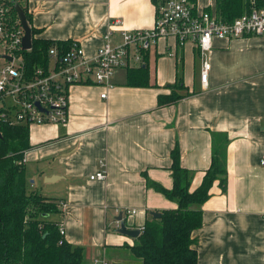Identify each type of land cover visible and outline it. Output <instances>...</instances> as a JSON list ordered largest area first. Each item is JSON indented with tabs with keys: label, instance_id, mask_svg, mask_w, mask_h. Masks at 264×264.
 I'll return each instance as SVG.
<instances>
[{
	"label": "crops",
	"instance_id": "1",
	"mask_svg": "<svg viewBox=\"0 0 264 264\" xmlns=\"http://www.w3.org/2000/svg\"><path fill=\"white\" fill-rule=\"evenodd\" d=\"M16 1L38 31L35 38L78 42L92 57L108 31L118 44L120 29H152L164 0ZM188 1L196 13L220 18L218 0ZM145 55L149 86L128 85L125 69L115 72L110 87L72 85L65 124L27 128L26 179L36 192L58 201L61 213L50 220L63 224L68 243L84 248L85 264L94 259L141 264L129 249L136 238L115 228L119 213L135 210L121 218L141 233L151 213L177 208L156 189H172L171 151L178 148L180 166L192 173L193 192L210 166L213 147L222 146L226 192L215 181L201 207L202 226L192 234L197 264H264V36L214 38L206 89L193 44L180 47L174 38H163ZM179 82L192 94L158 107V96ZM102 167L106 179L90 180Z\"/></svg>",
	"mask_w": 264,
	"mask_h": 264
},
{
	"label": "trees",
	"instance_id": "2",
	"mask_svg": "<svg viewBox=\"0 0 264 264\" xmlns=\"http://www.w3.org/2000/svg\"><path fill=\"white\" fill-rule=\"evenodd\" d=\"M18 4L33 36L32 49L27 54L29 62H43L47 49L54 43L64 47L72 43L35 38L38 31L32 28L26 8ZM249 7L250 2L243 4V0H218L216 12L224 22H231ZM11 12L15 14L13 6ZM127 70L128 85L149 86L146 63ZM167 88L170 92L157 98L158 107L175 104L192 94L181 82ZM30 147L26 126H8L0 120V264H85L84 248L68 243L59 234L58 222L49 219L61 213L58 201L35 191L27 192L22 159ZM170 157L172 189H156L176 202L177 208L157 213L159 218L150 217L129 247L141 264H197L192 234L202 226L201 207L209 199L215 181L226 192V156L222 146L213 147L210 166L193 192L189 191L192 173L180 166L177 147Z\"/></svg>",
	"mask_w": 264,
	"mask_h": 264
},
{
	"label": "built area",
	"instance_id": "3",
	"mask_svg": "<svg viewBox=\"0 0 264 264\" xmlns=\"http://www.w3.org/2000/svg\"><path fill=\"white\" fill-rule=\"evenodd\" d=\"M13 1L0 0V60L3 62L0 66V120L8 126L65 124L69 87L90 83L110 87L115 72L140 67L145 54L160 39L174 38L180 47L187 43L195 46L201 58L200 85L206 89L210 70L207 53L214 38L264 36V4L257 6L254 0L248 11L231 22L207 12L196 13L188 0H164L157 7L155 23L150 30L120 29L118 44L111 42L112 33L108 31L92 57L85 55L78 42L67 47L54 43L47 49L43 62L31 63L27 54L32 47L22 49L24 31L17 14L11 12ZM112 24L121 27L119 20ZM100 97L105 99L106 94ZM89 179L104 181L103 167ZM135 212L123 210L119 214L126 217ZM119 226L120 221H115V228ZM58 231L64 237L61 222H58ZM91 264L109 263L94 259Z\"/></svg>",
	"mask_w": 264,
	"mask_h": 264
},
{
	"label": "water",
	"instance_id": "4",
	"mask_svg": "<svg viewBox=\"0 0 264 264\" xmlns=\"http://www.w3.org/2000/svg\"><path fill=\"white\" fill-rule=\"evenodd\" d=\"M13 7H14V11L17 14L19 20H20V24L23 28L24 31V37L22 40V49L23 50H28L32 47V34H31V27L29 26V24L27 23L26 20V16L25 13L23 11V9L19 6L17 1H13ZM48 181H52L53 179H47ZM152 218L156 219L160 217V214H156V213H151ZM118 221H120V226L117 229V232L128 236L130 238H137L140 235V231L137 229H129L127 227V225L125 224V222L122 220L121 215L118 217L117 219Z\"/></svg>",
	"mask_w": 264,
	"mask_h": 264
},
{
	"label": "rangeland",
	"instance_id": "5",
	"mask_svg": "<svg viewBox=\"0 0 264 264\" xmlns=\"http://www.w3.org/2000/svg\"><path fill=\"white\" fill-rule=\"evenodd\" d=\"M1 54H2V50L0 49V56H1ZM2 64H3V62L0 60V66H2ZM31 182H32V179H29L28 183H27V192H31V191L32 192H34V191L36 192V187L35 186L31 187ZM51 218H52V216H51Z\"/></svg>",
	"mask_w": 264,
	"mask_h": 264
}]
</instances>
